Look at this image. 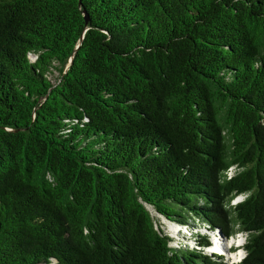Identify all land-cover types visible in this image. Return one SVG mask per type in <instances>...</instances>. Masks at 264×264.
<instances>
[{"label": "trees", "instance_id": "trees-1", "mask_svg": "<svg viewBox=\"0 0 264 264\" xmlns=\"http://www.w3.org/2000/svg\"><path fill=\"white\" fill-rule=\"evenodd\" d=\"M0 264H264V0H0Z\"/></svg>", "mask_w": 264, "mask_h": 264}, {"label": "rangeland", "instance_id": "rangeland-1", "mask_svg": "<svg viewBox=\"0 0 264 264\" xmlns=\"http://www.w3.org/2000/svg\"><path fill=\"white\" fill-rule=\"evenodd\" d=\"M54 76L51 77V80L55 81V78H57L58 72H55L53 74ZM231 174V172H230ZM246 196L237 197L232 201V205H236L239 202H242L245 200ZM153 211V210H152ZM155 219L157 227L163 230V232L168 235L170 238H173L174 240H179V233L185 234L187 236L192 235V231H199L200 233H203L204 235H208V241L210 245L207 247V252H215L218 255H225V261L230 263H238L246 256V251L244 249V245L246 244V234L245 233H238L234 235L233 237H230L229 239L224 236V234L220 230L212 231V232H206L208 230V227L206 225H201L198 222H195L191 225L190 228H183L179 231V228L177 225L167 221L165 218L160 217L155 212H152ZM178 243H174V245H177ZM190 247L194 248L195 245H189ZM219 247V248H218ZM237 251H234V250ZM240 250V251H239Z\"/></svg>", "mask_w": 264, "mask_h": 264}, {"label": "water", "instance_id": "water-1", "mask_svg": "<svg viewBox=\"0 0 264 264\" xmlns=\"http://www.w3.org/2000/svg\"><path fill=\"white\" fill-rule=\"evenodd\" d=\"M83 13H84V15H85L86 21L88 22V21H89V18H88V16H87L86 12H83ZM72 60H73V57H72L71 60H70V65L72 64ZM205 251L207 252V250H205Z\"/></svg>", "mask_w": 264, "mask_h": 264}, {"label": "clouds", "instance_id": "clouds-1", "mask_svg": "<svg viewBox=\"0 0 264 264\" xmlns=\"http://www.w3.org/2000/svg\"><path fill=\"white\" fill-rule=\"evenodd\" d=\"M235 250H236V249H235ZM236 251H237V250H236ZM239 251H240V250H239ZM239 262H240V261H239ZM239 262H238V263H239Z\"/></svg>", "mask_w": 264, "mask_h": 264}, {"label": "bare ground", "instance_id": "bare-ground-1", "mask_svg": "<svg viewBox=\"0 0 264 264\" xmlns=\"http://www.w3.org/2000/svg\"><path fill=\"white\" fill-rule=\"evenodd\" d=\"M219 248V247H218Z\"/></svg>", "mask_w": 264, "mask_h": 264}]
</instances>
